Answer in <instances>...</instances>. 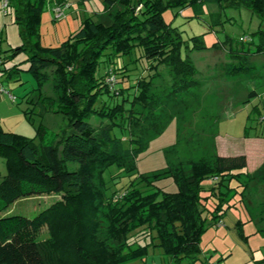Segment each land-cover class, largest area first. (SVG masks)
Wrapping results in <instances>:
<instances>
[{"label":"trees","instance_id":"trees-1","mask_svg":"<svg viewBox=\"0 0 264 264\" xmlns=\"http://www.w3.org/2000/svg\"><path fill=\"white\" fill-rule=\"evenodd\" d=\"M50 1L9 0L4 15L18 26L21 41L4 49L0 38V93L6 92L4 82L24 83L21 73L27 72L34 86L22 96L25 115L62 114L68 127L60 136L40 123L29 138L0 126L6 166L0 182V264H148L150 247L162 250L163 264H217L201 257L202 237L238 207L236 196L249 219H255L245 192L251 183L264 181V159L251 172L246 154L171 160L182 130L176 96L198 82L192 60L181 53L180 32L163 15L169 8L206 1L244 6L264 25V0H103L101 12L83 18L58 46L46 47L40 23ZM55 1L61 9L66 2ZM191 40L192 50L208 48L203 35ZM254 50L264 52V35ZM165 67L175 81L170 110L161 119L153 113L157 101L151 89ZM136 104L149 113L143 117ZM92 115L100 123L93 124ZM152 116L160 118L155 135L176 119L177 139L165 150L166 167L139 173L137 161L150 139L141 118ZM68 163L75 166L69 169ZM112 165L127 174L122 178L136 176L125 181H115L120 172L106 177ZM168 178L176 191L167 190L170 184H156ZM52 193L59 199L34 217L7 213L18 199ZM241 225L239 219L240 233ZM44 226L48 236L40 239ZM259 232L264 235V228ZM253 263L264 264V256Z\"/></svg>","mask_w":264,"mask_h":264},{"label":"rangeland","instance_id":"rangeland-1","mask_svg":"<svg viewBox=\"0 0 264 264\" xmlns=\"http://www.w3.org/2000/svg\"><path fill=\"white\" fill-rule=\"evenodd\" d=\"M86 6L88 14L84 18L95 16L96 12L104 9L103 0H93ZM79 11L84 13V7ZM163 17L166 21H171L180 32L181 53L192 60L196 68L193 78L198 82L192 90H181L176 96L178 102L175 108L177 112L181 110L178 121L182 125V130L180 145L171 156V160L177 162L179 159H211L216 154L224 156L246 154L248 167L258 166L264 155V52L257 53L254 50L260 37L264 35L261 32L264 25L261 24L259 17L244 6L218 5L206 1L183 8H169ZM8 28L9 26H6L2 33L1 43L4 49L10 46L8 44L4 46L6 41L4 36L9 31ZM195 35H203L208 48L192 50L191 37ZM241 36L245 37L239 41ZM51 72L52 70L49 72L50 76ZM173 75L172 69L165 67L153 81L151 91L157 101L153 113L159 115L161 119H164L165 113L170 110V104L167 103H171L172 96L169 94L174 86ZM21 77V82L25 81L22 84L13 81L2 84L6 92L0 93V126L4 130L32 138L36 127L43 123L62 136L68 127V118L62 114L48 113L45 117L37 114L25 115L24 109L27 104L22 96L32 89L34 82L27 72H22ZM47 87L50 89L51 84ZM7 91L15 94L17 99L13 101ZM252 91H256L257 94L251 95ZM135 109L142 112L143 117L149 113L140 104H136ZM89 119L93 124L101 121L94 115ZM159 119L152 116L148 122L141 118L143 124L140 126L147 131L150 139L148 147L139 155L137 161L139 173L166 167L165 150L177 139L176 119H171L162 132L155 135L154 126ZM140 126L135 129L137 134L141 133ZM121 134L127 133L123 131ZM74 166L73 163H68L69 169ZM119 172L120 177L115 181H119L120 178L125 181L136 176L122 178L127 174L117 165L110 166L105 176L109 177ZM5 174V159L0 156V182ZM156 184L158 186L170 184L167 190H177L171 178L162 179ZM59 196L52 193L21 198L10 206L7 213L34 217L58 200ZM235 200L238 207L232 210L242 216L241 228L246 232L240 233L238 230L239 239L246 241L253 253L261 257L264 255V235L259 232V228H264V181L251 183L245 192V203L253 213L254 220L248 221V208L239 200V196H236ZM101 222L103 225L101 228L105 227L107 223L104 217L101 218ZM224 229L209 228L203 235L201 240L203 259L208 258L211 262L222 263L217 260L221 251L228 247L229 241L221 236ZM47 236L48 230L44 226L39 238L45 239ZM164 260L167 258L162 255L160 248L150 247L146 259L148 264L151 262L163 264ZM143 263L140 260L132 262Z\"/></svg>","mask_w":264,"mask_h":264},{"label":"crops","instance_id":"crops-1","mask_svg":"<svg viewBox=\"0 0 264 264\" xmlns=\"http://www.w3.org/2000/svg\"><path fill=\"white\" fill-rule=\"evenodd\" d=\"M89 2L91 3L93 0H89L84 3L80 2V0H66L64 7L62 8V16L55 18L54 9L57 7V3L55 0L50 1L47 6L48 10L42 14L41 18L42 23L40 32L42 45L46 47L58 46L66 40L70 33L79 27L80 20L88 14L86 5ZM83 7L84 13L83 11H79L82 10ZM6 26H9V31L6 33V36H4V39L6 40L4 41V46L7 44L8 46L18 45L21 41L19 29L18 26L13 23L12 17L9 15L0 17V38L3 39L2 33ZM263 159L264 155H262L261 162ZM258 166L253 168L248 167V171L251 172ZM241 217L242 216H239L233 210H230L217 227L219 229L225 228L221 236L229 240L227 244L228 247L220 253L219 259L222 261L221 264H254V260L260 259L264 256L257 257L251 250L249 244L246 241L243 242L239 239L240 237L238 234L237 222L239 219L242 221ZM248 217L250 218L249 214ZM243 231L246 233L245 230ZM249 235H251V232H249Z\"/></svg>","mask_w":264,"mask_h":264},{"label":"built area","instance_id":"built-area-1","mask_svg":"<svg viewBox=\"0 0 264 264\" xmlns=\"http://www.w3.org/2000/svg\"><path fill=\"white\" fill-rule=\"evenodd\" d=\"M8 8H9V0H0V12L1 15L4 16L6 15V13L8 12ZM63 11L60 7H56L54 9V16L56 18H59L60 16H62ZM244 39V37L242 38V40ZM2 92H5V90L2 89ZM10 98L15 101L17 98L16 96H14L13 94H9Z\"/></svg>","mask_w":264,"mask_h":264}]
</instances>
